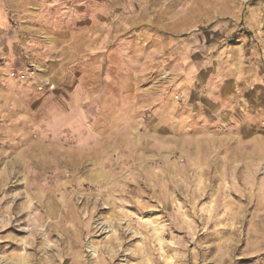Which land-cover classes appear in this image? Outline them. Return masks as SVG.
Segmentation results:
<instances>
[{"label":"rangeland","instance_id":"374dc122","mask_svg":"<svg viewBox=\"0 0 264 264\" xmlns=\"http://www.w3.org/2000/svg\"><path fill=\"white\" fill-rule=\"evenodd\" d=\"M0 264H264V0H0Z\"/></svg>","mask_w":264,"mask_h":264},{"label":"crops","instance_id":"0c3cea01","mask_svg":"<svg viewBox=\"0 0 264 264\" xmlns=\"http://www.w3.org/2000/svg\"><path fill=\"white\" fill-rule=\"evenodd\" d=\"M252 76V75H251ZM250 76V77H251ZM252 82H250V89H251V87H252V84H251ZM249 83H247L246 85H248ZM230 91H228V88H226V89H222V90H220V91H217V92H215V98L214 99H212V101H218V99H217V97H223V99L224 100H227V98H228V96L230 97V96H237V93L235 92L236 90H235V88H230L229 89ZM249 90V89H248ZM240 91H241V97H242V94L244 93V91H246L247 92V89H241L240 88ZM251 92V91H250ZM236 99V101H239V102H241V98H235Z\"/></svg>","mask_w":264,"mask_h":264},{"label":"bare ground","instance_id":"6f19581e","mask_svg":"<svg viewBox=\"0 0 264 264\" xmlns=\"http://www.w3.org/2000/svg\"><path fill=\"white\" fill-rule=\"evenodd\" d=\"M92 177V176H91ZM97 178V177H96ZM95 179V178H94Z\"/></svg>","mask_w":264,"mask_h":264}]
</instances>
